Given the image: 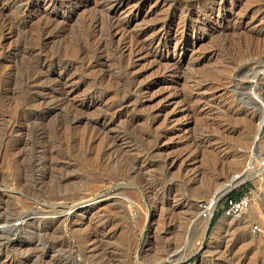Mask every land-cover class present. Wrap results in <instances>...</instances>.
Listing matches in <instances>:
<instances>
[{
    "label": "rangeland",
    "instance_id": "1",
    "mask_svg": "<svg viewBox=\"0 0 264 264\" xmlns=\"http://www.w3.org/2000/svg\"><path fill=\"white\" fill-rule=\"evenodd\" d=\"M263 72L264 0H0V264H264Z\"/></svg>",
    "mask_w": 264,
    "mask_h": 264
},
{
    "label": "bare ground",
    "instance_id": "2",
    "mask_svg": "<svg viewBox=\"0 0 264 264\" xmlns=\"http://www.w3.org/2000/svg\"><path fill=\"white\" fill-rule=\"evenodd\" d=\"M110 8V7H109ZM117 8V7H116ZM132 10V9H131ZM133 11V10H132ZM132 11H130V12H132ZM136 11H139V10H136ZM137 14V13H136ZM122 21V20H121ZM117 23H119V22H117ZM118 26L120 25V24H117ZM113 26V25H112ZM122 26V25H121ZM226 26V25H225ZM228 26V25H227ZM239 26V25H238ZM113 28H115L114 26H113ZM238 28V27H237ZM122 29V28H121ZM227 29H228V27H227ZM126 30V29H125ZM124 30V31H125ZM223 30V29H222ZM117 31V30H116ZM120 31V30H119ZM123 31V30H122ZM167 32V31H166ZM237 32H239V31H237ZM244 32V31H243ZM123 33V32H122ZM162 34H163V32H161ZM240 33H241V31H240ZM239 33V34H240ZM124 34H125V32H124ZM242 34V33H241ZM130 37V36H129ZM132 37H130L129 39H131ZM133 38H135V36L133 37ZM162 38V37H161ZM161 38H159V39H161ZM137 39V38H136ZM127 41V40H126ZM136 41V40H135ZM138 41L139 40H137V42L135 43V42H133V39H131L130 41H129V45L128 46H126V47H124L123 48V52L122 53H124V54H126V56L129 58V62H130V59L132 60V59H134L135 61L137 60V58H138V55H139V53L140 52H142L141 50H142V47H140L139 45H138ZM154 41V40H153ZM153 41H152V43H153ZM160 40H158V42H159ZM127 43V42H126ZM142 43V42H141ZM155 43V42H154ZM163 43V42H162ZM161 43V44H162ZM192 43V42H191ZM195 43V42H194ZM150 45V44H149ZM157 45V44H156ZM155 45V46H156ZM175 45V44H174ZM177 45V44H176ZM142 46V45H141ZM145 46V45H144ZM161 46V45H160ZM98 47V46H97ZM158 47V46H157ZM143 48H145V47H143ZM177 48V47H176ZM173 49H174V47H173ZM180 49V48H179ZM144 50V49H143ZM145 50H146V48H145ZM121 51H122V49H121ZM191 51H193V50H191ZM174 52V51H173ZM121 53V54H122ZM153 53V52H152ZM179 54V53H178ZM184 54V53H183ZM191 54V53H190ZM123 55V54H122ZM142 55V54H141ZM174 55V54H173ZM148 56H149V54H148ZM127 57H125V58H127ZM141 57V56H140ZM140 57H139V59H140ZM142 57H144V55L142 56ZM141 57V58H142ZM167 57V56H166ZM145 58V57H144ZM154 58V57H153ZM155 59V58H154ZM156 60V59H155ZM160 60V59H159ZM126 61V60H125ZM158 61V60H157ZM164 61V60H163ZM128 62V63H129ZM134 61H132V62H130V63H133ZM160 62V61H159ZM129 63V64H130ZM136 63V62H135ZM138 64V63H137ZM131 65V64H130ZM134 65V64H133ZM173 66V65H172ZM177 66V65H176ZM168 67V66H167ZM170 68V67H169ZM176 68V67H175ZM180 68V67H179ZM171 69L173 70V68L171 67ZM167 70H168V68H167ZM178 70L179 69H177V74H178ZM133 73V72H132ZM171 73V72H170ZM169 73V74H170ZM167 75V74H166ZM174 75V74H173ZM262 75V74H261ZM171 76V75H170ZM262 76H264V72H263V75ZM254 79L256 80V78L254 77ZM255 80H252L251 81V83H252V87L249 89V91H250V94L253 96V97H255V98H257V96H259V95H261L260 94V91L258 90V86H257V83H256V81ZM177 94V93H176ZM179 97V96H178ZM177 97V98H178ZM176 99V98H175ZM260 99H261V97H260ZM257 100H259L258 98H257ZM257 100H256V103H255V107H257L259 104H261V102H257ZM164 101V100H163ZM176 101V100H175ZM173 102V101H172ZM167 103V102H166ZM257 103H258V105H257ZM208 104H209V102H208ZM264 103H262V105H263ZM168 105V104H167ZM173 105V104H172ZM260 107V106H259ZM162 108V107H161ZM166 108V107H165ZM190 108V107H189ZM189 108H187L188 110H189ZM193 108V107H192ZM195 108V107H194ZM186 109V108H185ZM184 109V110H185ZM174 110V109H173ZM172 110V111H173ZM183 110V109H182ZM192 110V109H191ZM186 111V110H185ZM193 111V110H192ZM196 110H194V112H195ZM171 112V111H170ZM174 112H177V111H174ZM263 112H264V109H263ZM199 113V112H198ZM197 113V114H198ZM160 114V113H159ZM157 115H158V113H157ZM187 116H190L189 114H186ZM193 115H196L195 113H193ZM192 117H194V116H192ZM196 117V116H195ZM173 118H175V117H173ZM177 118V117H176ZM197 118H198V115H197ZM195 119V118H194ZM170 120V119H169ZM169 120H168V122H169ZM173 120V119H172ZM175 120V119H174ZM173 120V121H174ZM177 120V119H176ZM251 120V119H250ZM171 121V120H170ZM178 121V120H177ZM177 121H174V122H176L175 124H177ZM195 121V120H194ZM263 121V120H262ZM262 121H261V123L259 124V127H257L258 128V133H257V137H258V139H256V140H259V136H260V134H259V132H260V130L262 129L261 127H262ZM174 122H173V125H175L174 124ZM173 125H171V128H173ZM183 128V127H182ZM179 129H180V127H179ZM182 130V129H181ZM260 133H262V132H260ZM181 134V133H180ZM179 135V134H178ZM262 135V134H261ZM263 136V135H262ZM261 136V137H262ZM260 137V138H261ZM174 160V159H173ZM185 161V160H184ZM192 163V162H191ZM187 171V170H186ZM250 171H251V167H247L245 170H243L242 172H238V173H236V174H234V176L231 178V181L229 182V184L228 185H223V186H221V187H219V188H217V189H215V191L210 195V197L206 200L208 203H209V205L211 206L210 207V212H211V210H212V208H213V206L215 205V203L217 202V200L218 199H220L225 193H227L230 189H232V188H234V187H236L237 185H239L242 181H244L247 177H248V175H249V173H250ZM248 201H249V203H250V198L248 199ZM99 202L100 201H97V200H94V199H89V200H87V201H85V202H83V203H81V204H77V205H75L74 207H72V209L71 210H69L68 208H65L64 206H63V208H62V210L63 211H61L58 215L59 216H57V217H55V219H54V221H61V222H65L66 224L67 223H69L71 220H73L74 218H76L78 215H87L88 214V212H90L91 211V209L93 208V209H98V207L99 206H96L95 207V205H97V204H99ZM232 217H235V216H232ZM35 220L36 221H40V220H38V218H35ZM74 220H76V219H74ZM203 221H205V222H203L204 223V229L206 228V224H207V221L208 220H203ZM22 223H24V221H22V220H18L17 221V223L15 224V225H18V224H22ZM14 226V225H13ZM11 228H14V227H11ZM166 261H168V259H165V260H163V261H161L160 263L162 264V263H165Z\"/></svg>",
    "mask_w": 264,
    "mask_h": 264
},
{
    "label": "built area",
    "instance_id": "3",
    "mask_svg": "<svg viewBox=\"0 0 264 264\" xmlns=\"http://www.w3.org/2000/svg\"><path fill=\"white\" fill-rule=\"evenodd\" d=\"M220 203V205H219ZM248 198L241 196L238 199H232L227 195H223L217 200L210 212V205L206 200H198L195 204L198 218L201 220H210L214 212L219 209L220 213L225 217H232L240 214L248 206Z\"/></svg>",
    "mask_w": 264,
    "mask_h": 264
},
{
    "label": "trees",
    "instance_id": "4",
    "mask_svg": "<svg viewBox=\"0 0 264 264\" xmlns=\"http://www.w3.org/2000/svg\"><path fill=\"white\" fill-rule=\"evenodd\" d=\"M242 195H241V193L239 194H234V193H232V194H230L228 197H230V198H232V199H238L239 197H241ZM216 219H217V215H214L213 217H212V219L210 220V223H209V229L213 226V224L215 223V221H216Z\"/></svg>",
    "mask_w": 264,
    "mask_h": 264
}]
</instances>
